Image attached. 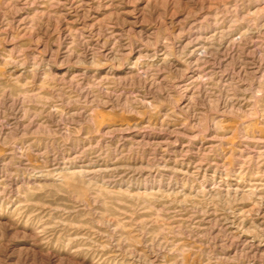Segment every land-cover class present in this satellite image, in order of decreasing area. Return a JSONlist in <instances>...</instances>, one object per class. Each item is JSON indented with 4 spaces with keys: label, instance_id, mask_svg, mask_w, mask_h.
<instances>
[{
    "label": "rangeland",
    "instance_id": "1",
    "mask_svg": "<svg viewBox=\"0 0 264 264\" xmlns=\"http://www.w3.org/2000/svg\"><path fill=\"white\" fill-rule=\"evenodd\" d=\"M0 264H264V0H0Z\"/></svg>",
    "mask_w": 264,
    "mask_h": 264
}]
</instances>
